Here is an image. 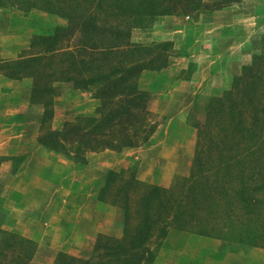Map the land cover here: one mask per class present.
<instances>
[{
	"label": "trees",
	"instance_id": "16d2710c",
	"mask_svg": "<svg viewBox=\"0 0 264 264\" xmlns=\"http://www.w3.org/2000/svg\"><path fill=\"white\" fill-rule=\"evenodd\" d=\"M239 1L217 0L213 8ZM0 7L40 9L63 20L43 37L42 51L0 61V72L33 79L30 103L42 105L40 126L52 119L55 83L95 87L96 115L47 128L36 138L76 162L86 152L136 147L154 130L148 121L150 93L136 77L166 67L171 43H133L132 31L149 28L162 16H198L209 9L203 0H0ZM252 65L230 90L210 100L189 175L165 188L105 170L98 198L113 192L112 202L122 209V236L101 238L87 257L59 252L56 264H153L157 250L150 243L155 238L161 243L171 225L217 239L221 248H264V37ZM6 159L10 174L23 161L0 155V163ZM137 186L142 191L131 195ZM6 218L0 208V264H29L36 243L7 228Z\"/></svg>",
	"mask_w": 264,
	"mask_h": 264
},
{
	"label": "rangeland",
	"instance_id": "374dc122",
	"mask_svg": "<svg viewBox=\"0 0 264 264\" xmlns=\"http://www.w3.org/2000/svg\"><path fill=\"white\" fill-rule=\"evenodd\" d=\"M216 1L203 0V4L209 8V11L232 5L214 9V5H218ZM237 5L236 10L231 11L230 17L220 16L214 19L218 22L214 26L218 30L221 29L219 31L222 33L214 38L216 48L220 49L217 52L221 51V53L208 52L203 56L205 58L193 57L194 59L187 61L184 55H180L193 52L200 44L203 48L210 44L206 42L208 32L203 35V31H200L201 42L196 41L197 39L192 36L199 31L191 27L193 20L198 17L195 13L162 16L151 27L132 31L133 43L170 42L168 65L171 61L180 60L178 56L183 58L174 71H169L167 65L160 70H144L136 77L139 87L150 93L148 121L153 125L154 130L150 135L152 137L149 136L145 143L136 146L140 147V150H137L133 156L125 157V154H120L118 151L110 152V149H103L95 153L86 152L84 160L76 162L66 153L57 151L49 153L47 149L41 150L43 148H39L36 138L47 128L59 129L65 122L74 121L79 116L96 115L98 101L93 97L95 87L73 89L68 83H55L51 105L52 119L40 126L42 105L30 103L33 79L22 77L25 78L22 82V78H10L0 72L3 75V78H0V82L3 83L2 89L19 97V102L28 100V104L18 105V118L11 121L12 132L20 135L12 143L13 153L15 156L25 158L29 166L44 163L47 167L44 175L50 178L49 183L46 181L43 183L41 180L30 182L24 175L12 188H18V192L23 191L26 194L28 190L33 191L35 188V193L38 195L35 204L40 211H48L46 215L51 216L54 211L64 213L57 216L62 218L61 222L55 220V217L49 219L47 230L56 231L55 244L63 240L66 245L62 249L39 248L38 243L35 242L34 255L40 259L36 264H56L59 252L87 257L92 253L98 240H105L104 238L107 237L117 239L122 236V209L118 203L112 202L113 192L110 193L108 190L102 194V199L98 198L99 195L101 196L99 182L105 170H122L123 177L131 175L141 183L165 188H171L182 177L189 175L193 156L200 145L199 126L204 122L210 100L230 90L235 78L240 76L244 69L254 70L252 65L254 56L259 55L261 51L264 37V0H240ZM61 24H63L61 18L40 9L22 11L15 7H0V61L42 51L45 47L43 37L51 33L54 26ZM154 25H162V31ZM210 25L209 22L201 30L206 29V26L208 29ZM175 27H185L182 44H176L172 39L176 36L173 30ZM240 39L241 41L238 42ZM236 45L241 46L244 56L241 61H234L230 65L228 59L221 57L224 56L222 54L226 49ZM180 66L184 67L178 70ZM165 72L166 75L157 76ZM13 80L18 81L13 82ZM182 82L185 84L181 85ZM156 84L158 88L155 89ZM216 85L221 86L216 87ZM151 86L154 88L150 90ZM160 89L162 94H157L156 91ZM139 153H142V158L135 156ZM10 169L9 159L0 163V193H3L4 198L10 192L8 189L10 186H6L11 176ZM31 172L29 168L26 171L28 175H31ZM116 184L119 186V183ZM134 190L131 195L137 196L140 190L142 191V186H137ZM65 195H68L67 204L53 200L55 196L65 197ZM51 196V201H42ZM14 204L16 202L5 199L2 206L6 205L9 208L15 206ZM76 217H78L77 221H74ZM63 222L66 224L63 225ZM35 225L38 228L41 226L36 222ZM170 229L175 228L171 225ZM161 244L162 242L159 243L155 238L150 243V247L158 250Z\"/></svg>",
	"mask_w": 264,
	"mask_h": 264
},
{
	"label": "crops",
	"instance_id": "0c3cea01",
	"mask_svg": "<svg viewBox=\"0 0 264 264\" xmlns=\"http://www.w3.org/2000/svg\"><path fill=\"white\" fill-rule=\"evenodd\" d=\"M237 3L232 4L231 6L222 8V9H215V10H204L201 12L196 19L193 20L191 27L194 29H198L196 33H193L192 36L194 39H197L196 41L201 42V32L203 31V35H206V32L208 34L206 35V42H210L208 45L209 49L205 45V48H203L200 45H198V48L196 50L194 49L193 52H188L186 54H180L184 55L186 60H192L194 58H205L203 57L206 53H221L217 52L220 49L216 48V43L214 42V38L216 36L221 35L222 33L218 30L217 27L214 25L218 23L215 18H219L220 16H227L232 15L231 11L236 10ZM211 23L210 27L207 29L201 30L204 28V26L208 23ZM217 26V25H216ZM155 28H159L162 31V25H154ZM174 32H176V36L172 37L173 40H175L176 44H182L184 40V32L185 27H175ZM225 34V33H224ZM232 39H237L233 38ZM241 41L238 40V42ZM180 47V45H177ZM224 56L221 58L228 59V63L231 65L232 62L237 60H240L243 58V51L241 46L236 45L234 47H230L226 49V51L223 52ZM206 56V55H205ZM180 57V60L177 61H171L170 65L167 66L168 70H176V66L180 65L179 63L183 59L182 56ZM194 57V58H193ZM220 55L218 54V59ZM232 57V59H231ZM185 66V65H184ZM184 66H180L178 70L183 68ZM168 71V72H169ZM165 73H160L157 76L162 77L166 75ZM3 78V75L0 74V78ZM25 78H22V82ZM1 81V80H0ZM18 81V80H13ZM185 83H181V85H184ZM3 83L0 82V155L5 156H11L14 155L13 149L14 145H12L13 141L15 142L16 138H19V134L12 132V124L11 121L13 119L18 118V105H26L28 104V100L22 102H19V97L15 96V94L7 92L6 90L2 89ZM165 86V84H164ZM221 85H216V87H219ZM225 86V85H224ZM223 86V87H224ZM177 87V86H176ZM154 88V86H151L149 89L151 90ZM158 88V84L155 85V89ZM173 89V88H172ZM175 90V89H174ZM157 94H162V90H157ZM93 99V98H92ZM152 137V136H150ZM37 142V141H36ZM39 148H43L41 150H45L43 146L38 144ZM140 147H124L120 151H118L120 154H125L124 156H133L137 152V150ZM48 150V149H47ZM108 150V149H106ZM105 150V151H106ZM45 152V151H44ZM110 152H117L110 150ZM145 152V151H144ZM49 153H53L51 150H49ZM95 153V152H92ZM142 153H139L138 155H135L136 157H141ZM37 166H42L41 168H38ZM46 165H33L29 166L28 162H25V158L21 162V164L18 166L16 172L14 174H10V179L8 180V183L6 186H10L8 188L10 192L7 194V197L4 198L3 193H0V208L6 212L7 214V225L6 227L31 239L32 241L38 243V247H50L57 249H62L64 245H66L63 240L60 243L55 244L56 238L55 232H51L47 230L48 226V220L52 219V217H55V220L61 222L62 218L57 217L60 216L63 212L62 211H54L53 216L46 215L48 211H40L37 208V205L35 204L37 202L38 195L35 193L36 189L34 188L33 191L28 190V194L26 192L20 191L18 192V188H12L14 184L20 179L22 180V176L26 175V179L34 180L35 182L41 180L43 183L46 181L49 183L50 178H46L44 175L46 171ZM32 171L31 175H28L26 171L28 170ZM21 170L23 172L21 173ZM39 170H42L39 172ZM34 172H37L34 174ZM39 172V173H38ZM30 173V172H29ZM19 178V179H18ZM141 179V178H140ZM19 187V186H18ZM13 201L16 202L14 204L15 206H11L7 208L6 205L2 206L3 201ZM52 200V196L50 198H44L42 201ZM53 200L57 202H65L67 204L68 201V195H65V197L55 196ZM27 203V204H26ZM12 208V209H11ZM64 214V213H63ZM78 216V214H77ZM76 217L74 221H77ZM41 220V221H40ZM91 220V219H90ZM36 224H39L41 226L46 225V228H42L41 226L38 228ZM95 222V221H94ZM93 222V224H94ZM34 223V224H33ZM66 223L63 222V225ZM27 225V226H26ZM67 232V231H66ZM63 238V236H62ZM66 237L64 238V240ZM68 240V239H67ZM58 242V241H57ZM40 260L36 257V255L33 256V258L30 260L29 264H36V261ZM153 264H264V248L259 247H249V248H243L239 246H231L229 248H221V243L219 240L197 235L191 232L187 231H180L177 229H170L167 233V236L162 240V244L159 246L156 257L153 262Z\"/></svg>",
	"mask_w": 264,
	"mask_h": 264
}]
</instances>
